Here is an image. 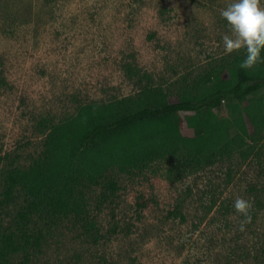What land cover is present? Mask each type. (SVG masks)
Wrapping results in <instances>:
<instances>
[{
    "label": "rangeland",
    "instance_id": "rangeland-1",
    "mask_svg": "<svg viewBox=\"0 0 264 264\" xmlns=\"http://www.w3.org/2000/svg\"><path fill=\"white\" fill-rule=\"evenodd\" d=\"M229 2L0 0L1 168H27L48 129L74 116L81 104L134 96L145 84L164 88L176 102L183 86L242 50H223L228 29L220 11ZM128 65L138 76H128ZM226 109L223 116L230 119ZM246 121L252 132L248 114ZM182 132L194 135L184 123ZM252 146L249 141L243 151L177 181L167 178L165 162L133 176L113 171L118 190L100 207L103 188L86 191L96 241L69 221L44 232L46 223L34 218L30 231L43 230L42 246L29 249L28 262L23 254L14 261L264 264V192L249 190L264 186V157ZM239 197L251 203L252 219L243 231V217L233 208ZM23 202L18 196L5 210L6 225Z\"/></svg>",
    "mask_w": 264,
    "mask_h": 264
},
{
    "label": "trees",
    "instance_id": "trees-1",
    "mask_svg": "<svg viewBox=\"0 0 264 264\" xmlns=\"http://www.w3.org/2000/svg\"><path fill=\"white\" fill-rule=\"evenodd\" d=\"M243 56L242 49L183 86L176 102L164 88L145 84L134 96L81 104L74 116L48 129L39 156L27 168H1L0 157V264H17L18 254L28 262L29 249L41 247L44 232L62 221L92 233L96 241L86 191L103 188L100 207L118 190L113 171L133 176L165 162L167 178L177 181L243 151L249 141L264 157V62L241 69ZM126 71L138 76L130 65ZM228 107L230 119L223 116ZM182 123L193 136L183 134ZM257 185L249 190L264 192ZM18 196L24 202L6 225L3 214ZM34 218L46 223L44 232L31 233Z\"/></svg>",
    "mask_w": 264,
    "mask_h": 264
},
{
    "label": "clouds",
    "instance_id": "clouds-1",
    "mask_svg": "<svg viewBox=\"0 0 264 264\" xmlns=\"http://www.w3.org/2000/svg\"><path fill=\"white\" fill-rule=\"evenodd\" d=\"M264 0H230L221 9L220 16L226 22L228 33L222 37L225 54L243 49L244 56L240 62L241 69L253 68L264 62ZM235 213L243 219L240 230L251 222L250 201L239 197L233 202Z\"/></svg>",
    "mask_w": 264,
    "mask_h": 264
}]
</instances>
